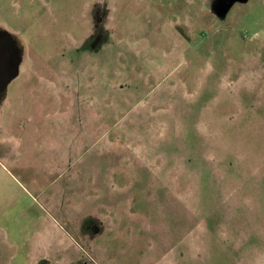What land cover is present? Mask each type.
<instances>
[{
    "label": "rangeland",
    "instance_id": "1",
    "mask_svg": "<svg viewBox=\"0 0 264 264\" xmlns=\"http://www.w3.org/2000/svg\"><path fill=\"white\" fill-rule=\"evenodd\" d=\"M0 39L48 68L0 91V264H264V0H0Z\"/></svg>",
    "mask_w": 264,
    "mask_h": 264
},
{
    "label": "crops",
    "instance_id": "2",
    "mask_svg": "<svg viewBox=\"0 0 264 264\" xmlns=\"http://www.w3.org/2000/svg\"><path fill=\"white\" fill-rule=\"evenodd\" d=\"M13 52H14V59L16 60L17 62V54L15 52L14 49H12ZM29 60H27V64H29V66H25L24 68L20 66V62L18 60V64H16V69L14 71V73L7 79L5 80L3 83L0 84V91L1 90H4L8 85H10L11 83L14 82V80L18 77L19 75V72H26L29 70L30 72H33V73H36V74H39V73H42V72H47V69L43 63H41V61H38L37 59H33V58H28ZM28 67V68H27ZM1 96V95H0ZM2 97V98H1ZM0 100L1 101H7L9 98L6 96H1ZM32 97V96H30ZM57 112H53V114H55ZM99 113V116L98 117H102L101 116V112H98Z\"/></svg>",
    "mask_w": 264,
    "mask_h": 264
},
{
    "label": "flooded vegetation",
    "instance_id": "3",
    "mask_svg": "<svg viewBox=\"0 0 264 264\" xmlns=\"http://www.w3.org/2000/svg\"><path fill=\"white\" fill-rule=\"evenodd\" d=\"M16 64L14 52L9 44L0 39V84L7 80L15 71Z\"/></svg>",
    "mask_w": 264,
    "mask_h": 264
}]
</instances>
